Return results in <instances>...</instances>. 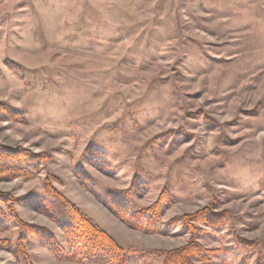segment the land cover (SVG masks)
Masks as SVG:
<instances>
[{
	"label": "rangeland",
	"instance_id": "rangeland-1",
	"mask_svg": "<svg viewBox=\"0 0 264 264\" xmlns=\"http://www.w3.org/2000/svg\"><path fill=\"white\" fill-rule=\"evenodd\" d=\"M0 102L22 118H0V145L49 156L32 179H0V193L38 194L54 176L125 248L185 245L180 223L148 234L106 209L105 194L138 176V206L164 189L173 196L164 224L205 207L224 215L200 239L221 251L210 264H264V0H0ZM90 142L106 152L104 167L82 158ZM80 166L95 192L75 178ZM15 209L61 239L30 205ZM236 237L253 247L231 260ZM0 239L14 244L16 227L4 222ZM27 251L33 264H75L35 239ZM0 264L14 255L0 250Z\"/></svg>",
	"mask_w": 264,
	"mask_h": 264
},
{
	"label": "trees",
	"instance_id": "trees-1",
	"mask_svg": "<svg viewBox=\"0 0 264 264\" xmlns=\"http://www.w3.org/2000/svg\"><path fill=\"white\" fill-rule=\"evenodd\" d=\"M9 65H15L6 61ZM0 118L5 121H22L21 114L9 105L0 102ZM106 152L94 147L90 142L86 145L82 158L104 167L107 165ZM49 156L34 153L21 148H10L0 145V179L13 180L32 179L48 161ZM94 159V160H92ZM97 161V162H96ZM75 178L80 185L90 192H95L96 183L81 166L75 170ZM55 177H46L41 192L22 199H11L0 193V229L4 222L17 229V240L11 244L0 239V250H7L14 255L15 264H33L27 251L29 238L37 240L49 253L59 261L75 264H210L220 250L205 248L200 239L212 237L211 233L218 229L224 215L205 207L193 214L175 218L170 224H164L166 210L174 203L173 196L164 189L159 197L148 206H138L135 198L142 196L143 182L134 176L131 185L124 190L107 192L103 204L117 219L131 229L148 234H166L172 224H181L182 233L188 234L185 245L156 252H136L125 248L106 232L91 217L85 214L76 204L66 198L52 183ZM30 205L35 212L45 215L60 229L61 239L45 227L24 222L18 215L15 205ZM234 246L227 250L235 251L231 260L236 259L241 251L250 250L252 242L236 237ZM241 250V251H239ZM149 254L153 260H146ZM246 259L237 264H247Z\"/></svg>",
	"mask_w": 264,
	"mask_h": 264
}]
</instances>
